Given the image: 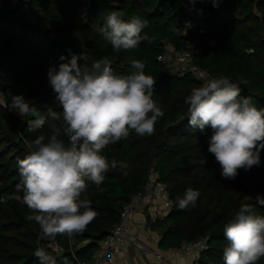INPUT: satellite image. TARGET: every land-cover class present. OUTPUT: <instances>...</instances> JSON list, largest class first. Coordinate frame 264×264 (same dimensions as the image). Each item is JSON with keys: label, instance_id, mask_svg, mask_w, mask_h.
Returning <instances> with one entry per match:
<instances>
[{"label": "trees", "instance_id": "16d2710c", "mask_svg": "<svg viewBox=\"0 0 264 264\" xmlns=\"http://www.w3.org/2000/svg\"><path fill=\"white\" fill-rule=\"evenodd\" d=\"M185 0H0V264H40L37 248L45 249L56 264H89L99 241L118 222L122 207L140 191L154 173L167 184L172 208L150 227L161 232L160 248L178 247L183 241L206 239L195 264H224L223 234L226 223L243 205L264 216V149L260 164L238 170L235 179L221 176V166L208 151L213 130L192 126L187 118L185 98L193 88L207 81L190 74H168L158 60L168 46L191 51L193 61L210 79L227 77L241 88V96H251L264 108V0H202L203 14L190 23L182 10ZM123 19L140 16L148 20L141 42L131 50L113 49L98 31L113 11ZM194 18V17H193ZM253 32L255 34H253ZM196 43L199 50L192 51ZM84 53L87 62L107 57L116 74H129L132 61L145 64V74L156 80L154 99L164 111L151 136L130 131L127 139L109 144L103 154L118 166L109 168L97 186L87 181L81 199L91 201L94 220L82 234L69 242L67 234L54 238L43 235L28 216L23 202L18 159L30 154L24 139L51 134L50 124L36 132L29 130L32 116H19L10 108V97L23 94L41 112L48 107L62 112L48 81V70L66 61L71 54ZM209 79V80H210ZM208 80V81H209ZM67 142L68 137L61 135ZM119 162L128 165L120 168ZM200 192L196 205L178 207L187 189ZM257 264H264L262 257Z\"/></svg>", "mask_w": 264, "mask_h": 264}, {"label": "clouds", "instance_id": "9594fccd", "mask_svg": "<svg viewBox=\"0 0 264 264\" xmlns=\"http://www.w3.org/2000/svg\"><path fill=\"white\" fill-rule=\"evenodd\" d=\"M194 2V0H193ZM214 6H218L214 0ZM113 10L98 31L113 49L131 50L141 42V32L148 20ZM63 62L50 67L47 73L55 100L62 112L51 107L41 112L23 94L10 97V108L17 115L32 116L29 130L36 132L46 123L51 134L38 135L29 145L30 154L18 159L21 178L17 185L23 190V202L31 210L29 220L35 221L46 237L82 234L96 216L91 201L81 199L87 181L99 186L109 168L118 162L103 154L109 144L127 139L130 131L138 136H151L164 111L153 98L156 80L145 74V64L133 60L135 71L116 74L107 57L87 62V56L71 54L60 57ZM251 96H241V88L227 77L210 79L193 88L185 98L187 118L201 131L213 130L208 151L221 166V176L233 180L238 170L260 164L264 149V108L257 107ZM61 135L68 137L67 142ZM120 168L128 165L119 162ZM200 192L187 189L178 207L195 206ZM257 205L264 198L257 196ZM227 241L223 250L224 264H257L264 257V216L257 215L251 205H243L235 218L223 229ZM40 264H56L45 249L37 248Z\"/></svg>", "mask_w": 264, "mask_h": 264}, {"label": "built area", "instance_id": "2783aa9c", "mask_svg": "<svg viewBox=\"0 0 264 264\" xmlns=\"http://www.w3.org/2000/svg\"><path fill=\"white\" fill-rule=\"evenodd\" d=\"M202 3V0H194V2L193 0H185L181 3V8L188 16L199 18L203 14ZM158 60L165 65V71L168 74H190L197 80L202 81H207L209 78V74L193 61L192 53L187 49H176L173 46H168L159 55ZM5 198H7V195L0 196L2 201ZM136 202L147 203L164 212L170 211L173 205L167 184L160 181L156 174H151L144 187L135 193L122 207L118 222L99 241L89 264H111L113 250H120L127 245L139 247L141 256L151 257L159 264H167L158 247H151L140 241L137 234L131 229L130 222ZM205 245L206 239L199 237L193 241H183L178 247L172 248L178 250L182 255H194L198 258ZM77 264L85 263L78 262Z\"/></svg>", "mask_w": 264, "mask_h": 264}, {"label": "crops", "instance_id": "0c3cea01", "mask_svg": "<svg viewBox=\"0 0 264 264\" xmlns=\"http://www.w3.org/2000/svg\"><path fill=\"white\" fill-rule=\"evenodd\" d=\"M190 23L197 21L192 16ZM166 212L157 210L154 206L143 202H136L130 222L131 229L137 234L140 241L151 247H158L160 254L167 264H195L197 257L194 255H182L173 248H160L158 241L161 236L160 230L151 228L155 220H162ZM111 264H159L151 257L141 256L139 247L127 245L120 250H113Z\"/></svg>", "mask_w": 264, "mask_h": 264}, {"label": "rangeland", "instance_id": "374dc122", "mask_svg": "<svg viewBox=\"0 0 264 264\" xmlns=\"http://www.w3.org/2000/svg\"><path fill=\"white\" fill-rule=\"evenodd\" d=\"M253 34H255V33L253 32ZM262 35H264V33H262ZM190 49H191L192 51L199 50V46H198L196 43H191V44H190ZM209 79H210V77L207 79V82H208ZM211 79H212V78H211ZM205 83H206V82H205ZM0 104H3V96H2L1 93H0ZM23 143H24V146H25L28 150L31 151V149H30V147H29L31 141H29V140H27V139H24ZM152 174H153V173H152Z\"/></svg>", "mask_w": 264, "mask_h": 264}]
</instances>
